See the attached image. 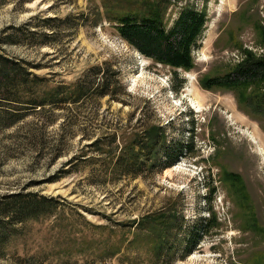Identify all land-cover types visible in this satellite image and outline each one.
I'll list each match as a JSON object with an SVG mask.
<instances>
[{
  "label": "rangeland",
  "instance_id": "obj_1",
  "mask_svg": "<svg viewBox=\"0 0 264 264\" xmlns=\"http://www.w3.org/2000/svg\"><path fill=\"white\" fill-rule=\"evenodd\" d=\"M161 5L168 25L184 5L205 9L189 72L175 74L129 45L103 16L101 0H0V55L42 77L31 90L0 89V195L53 198L46 214L18 226L0 264H250L264 251V234L242 226L246 213L219 180L224 170L240 175L243 201L264 228V117L241 105L235 91L199 84L203 75L227 73L240 60L239 46L264 53L255 29L257 22L264 28V0ZM96 65L119 79L114 96L91 90L78 102L29 107L45 89L70 92L79 81L95 87ZM192 87L205 98L200 110L190 102ZM149 124L162 127L167 147L186 149L161 171L121 172L115 157ZM208 208L213 222L191 248L189 231ZM161 212L169 224L176 215L182 228L163 230L167 251L158 257L139 221Z\"/></svg>",
  "mask_w": 264,
  "mask_h": 264
},
{
  "label": "trees",
  "instance_id": "obj_2",
  "mask_svg": "<svg viewBox=\"0 0 264 264\" xmlns=\"http://www.w3.org/2000/svg\"><path fill=\"white\" fill-rule=\"evenodd\" d=\"M101 0L103 16L114 23L113 26L118 35L129 45L138 50L142 55L153 61L167 65L176 73L180 68L185 72L195 66L192 52L200 46L198 42L207 20L205 9H197L194 6L184 5L178 10L177 15L171 24L164 20L166 5H161L162 0ZM69 15L67 16V18ZM100 19L99 11L93 19L96 22ZM65 18V19H67ZM96 18V20H95ZM56 17H46L44 20L52 21ZM255 29L258 31L257 41L264 49V28L257 22ZM260 30V32H259ZM30 32H34L31 30ZM260 33V34H259ZM5 42L13 39L10 34L3 37ZM41 42H44L43 40ZM240 60L235 63L227 73L221 75H203L199 78V84L203 89L226 88L235 91L236 98L241 105L248 106L250 111L258 117H264V53L256 55L251 49L241 48ZM94 74H100L99 82L95 85L85 81L76 82L71 91H65L62 87L45 89L37 93L35 101L30 103L31 108H44L46 105H57L64 102H78L87 97L92 91L97 96H114L116 85L119 79H110L108 69L102 66H94ZM114 74V73H113ZM36 73L29 71L26 67H14V63L6 56L0 55V89L12 87L16 93L31 90L30 86L41 80ZM116 80V81H115ZM20 111V110H19ZM15 113L16 118H19ZM192 124V120H191ZM264 129V128H263ZM113 133L112 138H115ZM133 138L128 139L124 144L123 151L115 157V165L121 172L137 173L145 169L162 170L172 166L186 149L187 145L176 143L175 146H166L164 131L162 127L149 124L140 131V140L136 137L138 133L132 134ZM175 143V142H174ZM174 145V144H172ZM135 146L139 150L135 151ZM145 149V151H144ZM152 152L155 155H152ZM154 157V158H153ZM219 180L227 187L228 194L232 201L238 200V204L246 215L243 217L244 228H251L264 234V228L254 224L252 214L246 199L244 183L239 174L224 170ZM210 193L214 187H210ZM53 201L52 197L39 195L32 191H16L0 195V257L4 255L7 243L18 233V226L29 219H34L47 213V205ZM208 216H199L189 231L190 247L196 245L200 240V233L211 226L209 211ZM144 216L139 221L141 229L148 233L156 256H163L167 251V233L164 229H181L182 222L176 220L173 213L171 223L165 219L167 215ZM212 220H214V214ZM168 221V222H167ZM169 224V225H168ZM185 254L190 253V248L184 250ZM250 264H264V251L253 255ZM248 262V263H249Z\"/></svg>",
  "mask_w": 264,
  "mask_h": 264
},
{
  "label": "bare ground",
  "instance_id": "obj_3",
  "mask_svg": "<svg viewBox=\"0 0 264 264\" xmlns=\"http://www.w3.org/2000/svg\"><path fill=\"white\" fill-rule=\"evenodd\" d=\"M223 1V0H222ZM189 91L191 92V101L192 104L195 106V108L198 110H200L202 108V102L205 99L203 95H201L199 93V91H197L196 89H194L193 87L191 89H189Z\"/></svg>",
  "mask_w": 264,
  "mask_h": 264
}]
</instances>
